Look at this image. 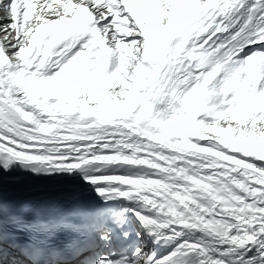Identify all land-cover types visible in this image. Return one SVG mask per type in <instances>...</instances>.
I'll list each match as a JSON object with an SVG mask.
<instances>
[{
    "label": "snow or ice",
    "instance_id": "1",
    "mask_svg": "<svg viewBox=\"0 0 264 264\" xmlns=\"http://www.w3.org/2000/svg\"><path fill=\"white\" fill-rule=\"evenodd\" d=\"M0 264H264V0H0Z\"/></svg>",
    "mask_w": 264,
    "mask_h": 264
}]
</instances>
